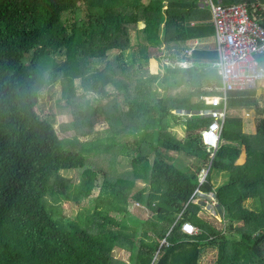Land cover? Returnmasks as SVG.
Masks as SVG:
<instances>
[{
	"label": "trees",
	"instance_id": "16d2710c",
	"mask_svg": "<svg viewBox=\"0 0 264 264\" xmlns=\"http://www.w3.org/2000/svg\"><path fill=\"white\" fill-rule=\"evenodd\" d=\"M196 2L0 0V264H198L211 249V264H264V117L255 123L246 161L237 165L240 118L224 122L214 154L201 136L211 119L199 114L208 109L201 97L219 79L216 69L196 63L215 60L217 52L193 50L184 55L193 64L188 68L148 72L151 59L163 62L153 51L182 55L188 41L213 37L210 14ZM257 13L264 26V12ZM94 60L104 63L94 67ZM259 62L264 67V55ZM131 70L130 83L116 78ZM57 75L60 107L72 116L63 125L74 132L71 139L59 138L51 121L35 110L40 91ZM76 79L82 87L78 96ZM86 93L96 99L83 98ZM254 93L234 91L228 101L257 107ZM102 100L108 101L105 143L98 138L80 143L77 138L89 136L101 120ZM174 111L192 114L181 119ZM175 125L184 137L172 130ZM122 135L127 138L120 140ZM100 152L110 155L106 170L87 163ZM119 152L132 165L120 174L112 169ZM170 153L194 162L181 170ZM207 169L200 184V172ZM63 170H79V183L62 179ZM216 177L222 183L214 188ZM95 192L91 211L85 208L74 220L60 218V200L77 203ZM206 195L221 209L220 228L198 214ZM130 199L150 216L131 214ZM184 221L199 232H182ZM115 249L127 252L128 261L114 259Z\"/></svg>",
	"mask_w": 264,
	"mask_h": 264
},
{
	"label": "rangeland",
	"instance_id": "374dc122",
	"mask_svg": "<svg viewBox=\"0 0 264 264\" xmlns=\"http://www.w3.org/2000/svg\"><path fill=\"white\" fill-rule=\"evenodd\" d=\"M252 8V11L260 18L259 14L257 13V11H262L264 12V0H257L256 4H251L250 6ZM205 8V7H204ZM206 9V8H205ZM211 42H213V40H210ZM114 51L113 52H109L107 54V59L111 60L113 58L114 55ZM154 55H157L158 57L162 58L163 62L162 63H157L152 62L149 63V68H148V72L152 73V74H156V73H165L166 69L170 66H175L172 65V59L175 61L176 57L178 55H175L174 53H169L167 52H157V51H153ZM263 58V57H262ZM260 60H263V59ZM57 61H59V57L55 58ZM104 61V60H103ZM172 62V63H171ZM104 62H98L97 60L93 61L94 67H99L101 65H103ZM171 63V64H169ZM92 64V65H93ZM52 70V68H48L47 71L44 73V77L46 79V81H48L49 79V73ZM129 71V70H128ZM132 71V70H131ZM135 74L132 71L131 75L129 76V74H125L124 72L120 75H118L116 78L122 82H127L130 83L133 78H134ZM133 77V78H132ZM60 79L61 76L57 75L54 78V81L52 83H48L46 84V86H44L42 88V90L40 91L39 94V103L36 106L35 110L38 113V115L42 118V119H49L51 121V123L53 124L54 129L57 131V135L59 136V138H72V136L74 135V132L72 130H68V131H64L65 129V124L69 123L72 119V116L70 114V112L65 109L60 107V105H63V102L61 100V84H60ZM79 79L75 80V85H76V95H81L82 94V87L79 84ZM251 88H253L255 90L254 93V98L257 101V107L256 106H246L245 109H240L238 108V110L236 111L235 108L233 107V105L230 104V100L228 101V108H227V112H226V118H225V122H229L231 119L234 118V116L237 113L240 114H244V112H247L245 116L249 115V117L246 118H250V124L251 123H256L258 118L264 117V79L263 80H258L255 82V84L253 86H251ZM107 91L109 92H113L112 88L110 86H106ZM164 93L165 91H162L158 94ZM85 99H96V96L94 94L91 93H86L84 95ZM196 98L193 97V100H195ZM107 104L108 101L106 102L105 100H102L100 102V111H101V120H98L97 122H95L92 126V131L90 133L89 136L85 137V138H80L78 137V141L80 143L82 142H90V141H95L97 138L99 140H103V143H105V138H106V131L108 128V121L104 120V117L106 116V112H107ZM106 107V108H105ZM176 114H178L179 118L184 119L185 115H191L192 113H188V114H184V113H179L178 111H174ZM243 119V118H242ZM243 129L245 132L249 131V127L247 125L243 124ZM173 131H175L177 133V136L179 138L184 137V130L180 125H175L172 129ZM252 130H254V127L252 126ZM64 131V132H63ZM201 136H202V132H201ZM125 138H127V135L125 136H120V140H124ZM225 139L222 138L221 142L224 141ZM107 142V141H106ZM207 149V148H206ZM110 155L105 154V153H98L97 155H94L93 153L88 157L87 163L89 165H91L92 167L94 166H98L99 168H103V169H108L107 168V162H106V158L109 157ZM170 156L173 157L175 160L178 161V163H176L175 165L183 170V168H181L182 166H187L189 165V163H193L194 159L188 158L186 157L184 154H175V153H170ZM183 164V165H182ZM111 166V165H110ZM112 169L115 171V173H122L124 171H128L132 168L131 165V159L130 157L125 154L124 152H119L115 157H114V163L112 164ZM111 171V170H110ZM215 170L212 169V174L216 175L217 173L214 172ZM111 172L107 171V175L111 176ZM59 176L62 177V179L65 180V178L72 182L73 184H78L80 181V172L79 170H73V171H59ZM102 177H99V180ZM219 179L218 177H216L214 179L215 182H217ZM221 181V180H219ZM218 181V182H219ZM99 182V181H98ZM222 182V181H221ZM138 185H143V183H139ZM97 190V189H96ZM96 192L93 195H90L88 198H80L79 202H74L72 200H65L62 199L60 200V208H61V212H60V218L64 219V220H74V219H78L80 214L83 213L85 208H89V210L91 211V209L93 208V199L95 198ZM200 200H202V198H200ZM208 203L203 205V212L204 213H198L201 217L206 218L208 221H210L214 226L220 228L223 225L222 219H221V209L218 210L216 203H210L209 208ZM215 208V210H214ZM129 210L130 213L133 214L134 216H137L139 218H148L151 214V212L146 209L143 205H141L139 202L130 199V204H129ZM114 259H117L119 261L122 262H127L128 261V253L121 250V249H115L112 253ZM214 255L215 252L214 250H208L206 252L203 253V255L201 256L198 264H211L214 259Z\"/></svg>",
	"mask_w": 264,
	"mask_h": 264
},
{
	"label": "built area",
	"instance_id": "2783aa9c",
	"mask_svg": "<svg viewBox=\"0 0 264 264\" xmlns=\"http://www.w3.org/2000/svg\"><path fill=\"white\" fill-rule=\"evenodd\" d=\"M210 10L214 30V43L217 59L212 66L217 69L219 85L214 93L203 97L208 109L199 114L210 115V122L202 131V141L208 151L214 154L220 144L221 132L226 118L229 94L253 86L264 79V67L259 58L264 55V26L259 17L251 11L250 4L239 3L224 5L221 2L204 0ZM181 65H185L184 62ZM208 170H201L200 184ZM203 196L198 190L195 192ZM211 197L212 195H207ZM209 201H203V205ZM181 231L193 235L199 230L189 221L181 224ZM168 245L165 240L161 245Z\"/></svg>",
	"mask_w": 264,
	"mask_h": 264
},
{
	"label": "crops",
	"instance_id": "0c3cea01",
	"mask_svg": "<svg viewBox=\"0 0 264 264\" xmlns=\"http://www.w3.org/2000/svg\"><path fill=\"white\" fill-rule=\"evenodd\" d=\"M212 1V0H211ZM212 2H215V3H217V2H221L220 0H215V1H212ZM197 6H198V8H200L201 10H204V11H208L209 12V14H210V24L212 25V22H211V13H210V10L207 8V7H205V5H204V0H197ZM222 3V2H221ZM244 3H247V2H244ZM249 4V3H248ZM253 4H256V3H253ZM251 6V5H250ZM206 9H205V8ZM251 11H252V8H251ZM191 25V24H190ZM138 26L139 27H142L143 26V24L140 22L139 24H138ZM212 27H213V25H212ZM214 31V30H213ZM210 40H213V42H211ZM186 49L183 51V53H182V55H178L177 57H176V60L174 61L173 59H172V62H173V64L172 65H174L175 64V66H177V67H181V68H188V67H190L191 65H193L192 64V62H189L188 60H186L185 58H184V55L186 56V57H190L191 56V53H192V51L193 50H199V51H216V47H215V43H214V35H213V37H211V38H206V39H197V40H191V41H188L187 43H186ZM217 52V51H216ZM217 59V58H216ZM215 59V60H216ZM214 59H207L206 61L205 60H199L196 64H204V63H207V65L209 66V67H211V68H214V69H216L215 67H213L212 66V64H213V62L215 61ZM152 62H155V60H153V59H151L150 60V62L149 63H152ZM171 62V63H172ZM182 62H184L185 63V65H181V63ZM171 63H169V64H171ZM173 67V66H172ZM148 68H149V66H148ZM216 71H217V69H216ZM217 74H218V72H217ZM130 76V75H129ZM133 78V77H132ZM218 79H219V76H218ZM219 85V84H218ZM215 87V86H214ZM214 87H207V90H209L211 93H214V91L213 90H210V89H214ZM249 89V88H248ZM211 93H209V94H211ZM208 95V94H207ZM206 96V95H205ZM204 97V96H203ZM203 97H201L202 99H203ZM205 103V102H204ZM207 105V104H206ZM233 107L235 108V110L237 111L238 110V108H240V109H245V107L246 106H235V105H233ZM246 113L247 112H244V114L242 115V114H240V113H237L235 116H234V118H240V121H241V130H242V133H241V136H240V138H241V140L240 141H242V144H241V146H240V148H241V154H240V156H239V158H238V160H237V165H242L245 161H246V145H250V143H252L254 140H255V138H256V136H255V123H251L250 124V118L248 119V118H246V117H249V115H250V113H249V115H247V116H245L246 115ZM243 118V119H242ZM243 124L244 125H247L248 127H249V131H247V132H245L244 131V129H243ZM224 126V125H223ZM252 126L254 127V130H252ZM223 145L224 144H226L227 143V141L226 140H224V141H222L221 142ZM219 180H221L220 178H218ZM218 180V181H219ZM215 182L214 180L212 181V185H213V187L215 188V187H217V186H219L222 182L221 181H219V182ZM205 200H207V201H209L208 202V204L210 205V201H211V197H208L207 195H206V198H204L203 200H202V202L203 201H205ZM212 200L214 201V203H216V201L213 199V197H212ZM203 204L204 203H202V205H201V210L199 211V213H204L203 212ZM209 205H207L208 206V208H209ZM214 210H215V208H214Z\"/></svg>",
	"mask_w": 264,
	"mask_h": 264
},
{
	"label": "water",
	"instance_id": "95a60500",
	"mask_svg": "<svg viewBox=\"0 0 264 264\" xmlns=\"http://www.w3.org/2000/svg\"><path fill=\"white\" fill-rule=\"evenodd\" d=\"M249 88H251V86H250ZM207 170H208V169H207Z\"/></svg>",
	"mask_w": 264,
	"mask_h": 264
}]
</instances>
